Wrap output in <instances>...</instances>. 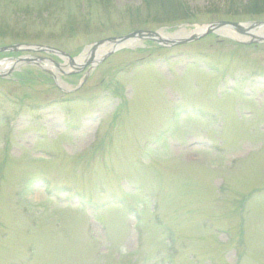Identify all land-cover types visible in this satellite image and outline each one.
<instances>
[{
  "label": "rangeland",
  "instance_id": "rangeland-1",
  "mask_svg": "<svg viewBox=\"0 0 264 264\" xmlns=\"http://www.w3.org/2000/svg\"><path fill=\"white\" fill-rule=\"evenodd\" d=\"M223 20L264 21V0H0V48ZM237 37L138 41L86 82L0 53V264H264V45Z\"/></svg>",
  "mask_w": 264,
  "mask_h": 264
},
{
  "label": "water",
  "instance_id": "water-1",
  "mask_svg": "<svg viewBox=\"0 0 264 264\" xmlns=\"http://www.w3.org/2000/svg\"><path fill=\"white\" fill-rule=\"evenodd\" d=\"M226 26H234V28H237L239 31L242 32V29L240 28L239 25L236 24H230V23H217V24H212L210 26H208L204 32L199 33V34H194L193 36L187 38V39H182V38H169V37H165L164 35H162L160 32H156V33H152V32H137V33H133L127 37L121 38V39H111L108 41H103L100 43H97L94 48L92 49V54H91V58L87 59L84 64H79L78 67H80L79 70H76V73L82 72L86 67H88L89 65H92L96 62L97 64L103 62L104 60H106L110 55H112L113 53H115L118 49H120L121 47H123L124 45H129V43L132 42L133 39L138 38L141 40H154V41H158L160 43H162L164 46H176V45H180V44H185V43H190L193 41H196L198 39H201L202 37H204L207 34L213 33L214 31H216L217 29H221L223 27ZM113 45L112 48L110 49V53L108 55H106L103 59L101 60H97L96 59V51L97 49H101L102 47H107L109 45ZM21 50H27L30 52H53V53H57L59 55L62 56H66L64 53L55 51L54 49L51 48H47V47H22V46H13V47H9V48H3L0 49V53H4V52H20ZM30 61V60H27ZM70 62H71V66L76 65V62L74 59L70 58ZM94 67L91 68V70ZM91 70L89 72H91Z\"/></svg>",
  "mask_w": 264,
  "mask_h": 264
},
{
  "label": "trees",
  "instance_id": "trees-1",
  "mask_svg": "<svg viewBox=\"0 0 264 264\" xmlns=\"http://www.w3.org/2000/svg\"><path fill=\"white\" fill-rule=\"evenodd\" d=\"M183 20H186V18H184Z\"/></svg>",
  "mask_w": 264,
  "mask_h": 264
}]
</instances>
